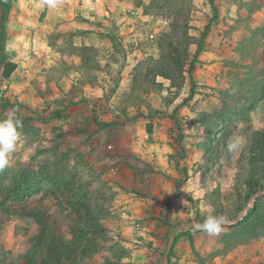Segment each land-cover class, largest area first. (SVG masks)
Returning <instances> with one entry per match:
<instances>
[{
  "label": "rangeland",
  "instance_id": "obj_1",
  "mask_svg": "<svg viewBox=\"0 0 264 264\" xmlns=\"http://www.w3.org/2000/svg\"><path fill=\"white\" fill-rule=\"evenodd\" d=\"M108 1L124 17L109 26L114 50H88L87 57L79 46L83 40L54 28L57 0L55 8L46 0L29 7L23 0L0 1V119L15 112L23 121L10 165L0 170V264H27L30 258L40 264L55 234L71 238L76 213L70 212L73 199L65 182L80 202L88 201L98 227L97 248L87 250L83 264H162L179 226L168 264H210L214 255L232 250L249 253L241 264H264V189L252 196L247 189L249 179L258 187L264 182L262 154L253 146L256 130L264 128H254L252 115L263 98L264 68L257 59L263 32L243 46L230 44L237 40L233 35L221 41L224 62L216 81L214 69L199 65L215 23L211 0ZM21 12L29 14L34 32L44 26L40 57L33 49L35 34L23 32ZM171 40L187 48L182 83L172 86L155 76L151 89L133 95L134 66L148 67L171 52ZM21 55L42 59L45 89L31 101L6 97L11 95L2 68ZM76 71L80 80L73 79ZM88 83L103 92L91 94ZM263 118L255 114L256 121ZM78 123L88 132H72ZM230 138L240 139L243 149L229 153ZM53 176L57 183L50 182ZM127 200L133 205L123 214L119 205ZM208 214L230 221L218 236L191 228ZM118 217L127 219L125 226L114 223Z\"/></svg>",
  "mask_w": 264,
  "mask_h": 264
},
{
  "label": "crops",
  "instance_id": "obj_2",
  "mask_svg": "<svg viewBox=\"0 0 264 264\" xmlns=\"http://www.w3.org/2000/svg\"><path fill=\"white\" fill-rule=\"evenodd\" d=\"M1 1V0H0ZM58 4L61 5L60 8L54 10V13L51 14V21L53 23L54 28L58 27L60 29L66 28L70 30V34L74 33V35L78 36L80 42L79 46H94L98 49L104 47L110 50H114L113 42H112V35L111 29L109 28L113 22L116 25H119V21L122 17V8L118 5H109L108 0H57ZM116 1V0H115ZM207 1V0H206ZM41 0H23L26 6H33L34 4L39 5ZM208 2V1H207ZM214 1H210V8L211 13L215 23H213V27L211 31H209V38L206 39L205 45L203 46L202 54L199 55V65L204 66V68L214 69V74L212 75L213 79H220L222 75V65L223 62L221 56V41L226 40L231 35L237 36V40L235 42L230 41V44H237L238 46H243V43H250L251 40L255 41L258 38L260 31H262V35L260 37V45L261 48L257 51H261L258 54V63L259 67L264 68V0H221V4L217 5ZM117 4H120V1L117 0ZM123 6V3H121ZM27 11H30L29 8ZM202 14V13H201ZM200 14V15H201ZM204 14V12H203ZM83 18H81V17ZM21 17V26L27 30L23 31L27 35L33 36L35 34L37 41L36 45H34L33 49H36V53L39 57L42 55L43 49L40 46V39L41 36L43 37V30L44 26L39 25L37 27V31H33L30 28L29 19L30 16L27 12H21L20 15L18 14V18ZM13 18V16L11 17ZM126 18V16H125ZM202 17L198 20L199 24L202 22L200 21ZM12 21L14 19H11ZM213 21V22H214ZM112 22V24H111ZM219 23V24H216ZM108 25V26H107ZM41 27V30H39ZM124 27H120L117 29L118 35H122ZM209 30V29H208ZM14 32H12L13 37ZM227 36V37H226ZM12 40V39H11ZM11 40H8L7 46L5 48L6 51H9ZM259 40V38H258ZM16 44H19V41H15ZM40 46V47H39ZM39 47V48H37ZM232 47L229 45V48ZM233 48L235 46L233 45ZM17 49V48H15ZM51 49V47H49ZM212 49V50H211ZM55 51V50H54ZM53 51V52H54ZM56 53V51H55ZM30 57V56H29ZM44 58V57H43ZM256 58V57H255ZM35 60V58H24L21 55V58L13 57L12 60L7 62H13L16 64L14 71L10 74L9 77L3 76V69L5 67L6 62L4 63V67L2 68V76L4 78L5 87L9 88V94L11 96L9 99L14 98H21L25 100H34L37 95L41 94V90L45 89L44 82L40 81L39 75V68L41 67L40 61ZM54 61V60H51ZM129 65L125 66L127 69ZM124 70V69H123ZM124 72V71H123ZM76 76H73V79L80 80L82 73L76 71ZM264 77V75H263ZM216 80V81H217ZM102 86L91 85L88 83V91L91 94H96L99 92H103L101 89ZM60 94L62 90L57 88ZM1 93V92H0ZM87 95V92L85 93ZM1 97V96H0ZM1 101V98H0ZM11 101V100H10ZM1 103V102H0ZM256 110L252 112L253 115V126L255 129H262L264 128V118L260 122L259 120H255V114L258 112L261 115H264V97L259 101L257 106L255 107ZM78 127H74L72 132H88L85 128L80 126V123L77 124ZM73 134V133H72ZM25 140V139H23ZM22 140V141H23ZM27 143V140H25ZM130 201V200H129ZM127 201H124L119 205L118 210H123V214H125L124 209L131 207L133 204ZM114 223L125 226L127 223V219L123 218H115ZM121 242H123L121 240ZM208 253V251H207ZM249 253H245L239 250H232V251H222L221 253L214 255L211 260L210 264H241L242 260L247 259ZM207 256H210L207 254ZM250 257V256H249ZM255 257H252L254 259ZM241 260V261H240Z\"/></svg>",
  "mask_w": 264,
  "mask_h": 264
},
{
  "label": "trees",
  "instance_id": "obj_3",
  "mask_svg": "<svg viewBox=\"0 0 264 264\" xmlns=\"http://www.w3.org/2000/svg\"><path fill=\"white\" fill-rule=\"evenodd\" d=\"M212 2V0H211ZM186 35H188V30H186ZM170 34H167L169 36ZM205 33H202L204 36ZM193 38L192 36L189 39ZM171 47V52L166 54L161 53L160 58L154 59L152 65L144 68V63H137L134 66L132 75V87L131 91L134 94H142L147 89H151L150 84L155 83V76L163 77L171 82L172 86H176L182 83L184 78L183 72L185 66L188 62V52L187 48L181 47L179 42L169 41ZM200 45V44H199ZM83 49V57L86 56V52H96L98 48L94 46H81ZM162 51V47H160ZM168 59H170L168 61ZM198 58L196 57L195 60ZM16 64L13 62H6L3 69V76L9 77L14 71ZM154 77H150L149 75ZM157 86L162 88L163 84L157 82ZM261 98L264 97V86L261 89ZM256 141L254 142V148H257L261 155V160L264 162V129L256 130ZM254 151V150H253ZM252 151V152H253ZM252 152L250 155H252ZM256 161L255 156H251L249 160L250 166ZM24 183V181L22 180ZM21 182V183H22ZM50 182H58V179L53 176L50 178ZM25 184V183H24ZM67 185V191L71 192L72 201L69 202V207L71 208V213H76V216L71 218V228L70 235L71 238L67 239L59 234H55L49 241L47 245V252L43 254L40 260V264H83L82 260L88 249H96L97 244L95 239L96 229L98 228L95 222V216L93 215L90 205L87 200H81L78 198L80 195L74 191L73 185L71 183L65 182ZM247 189L249 195L252 196L258 192V190L264 189L263 184L258 187L257 181L248 180ZM57 197V195L55 194ZM264 197V194L261 195ZM75 199V201H74ZM79 200V201H78ZM79 204L75 206V204ZM251 211V210H250ZM171 253V252H170ZM27 264H33L32 258L28 260Z\"/></svg>",
  "mask_w": 264,
  "mask_h": 264
},
{
  "label": "clouds",
  "instance_id": "obj_4",
  "mask_svg": "<svg viewBox=\"0 0 264 264\" xmlns=\"http://www.w3.org/2000/svg\"><path fill=\"white\" fill-rule=\"evenodd\" d=\"M46 3L49 8L56 7V0H46ZM22 128V118L15 112H10L6 117L0 119V170L10 165V156L16 150ZM226 146L229 153H236L243 149L244 144L240 139L230 138ZM228 223L230 221L224 215L208 214L203 221L194 220L191 228L193 232H204L209 236H218Z\"/></svg>",
  "mask_w": 264,
  "mask_h": 264
},
{
  "label": "water",
  "instance_id": "obj_5",
  "mask_svg": "<svg viewBox=\"0 0 264 264\" xmlns=\"http://www.w3.org/2000/svg\"><path fill=\"white\" fill-rule=\"evenodd\" d=\"M262 192H259L258 194H261ZM256 199V196L253 197V201ZM183 226H179L177 227L175 230H173L170 234V240H169V243L167 245V249H166V252H165V255H164V261L162 264H168L169 262V258H170V252H171V249H172V243H173V237L175 235V232L177 229L179 228H182Z\"/></svg>",
  "mask_w": 264,
  "mask_h": 264
},
{
  "label": "built area",
  "instance_id": "obj_6",
  "mask_svg": "<svg viewBox=\"0 0 264 264\" xmlns=\"http://www.w3.org/2000/svg\"><path fill=\"white\" fill-rule=\"evenodd\" d=\"M154 36H155L154 33H152V34L150 35L151 38H153Z\"/></svg>",
  "mask_w": 264,
  "mask_h": 264
}]
</instances>
